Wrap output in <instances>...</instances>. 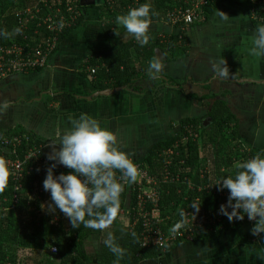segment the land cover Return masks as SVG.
<instances>
[{"label": "crops", "instance_id": "1", "mask_svg": "<svg viewBox=\"0 0 264 264\" xmlns=\"http://www.w3.org/2000/svg\"><path fill=\"white\" fill-rule=\"evenodd\" d=\"M254 4V0H223L209 16L191 25L169 26L149 17L148 35L160 45L154 47L153 55L131 57L141 73L138 79L129 86L105 90L95 86L89 71L97 69L89 63L112 58L130 41L139 44L131 37L125 39L122 26L100 18L96 6L64 36L44 69L0 79V132L20 130L38 147L48 167L54 162L47 157L53 148L59 149L53 145L58 143L56 129H70V120L84 113L116 135L119 150L145 164L154 144L177 135L181 120L195 119L205 128L208 110L201 99L222 95L233 116L231 130L238 135V146L252 157L264 155V56L249 54L259 25L251 16ZM106 26H111L115 38L105 35ZM153 59L162 65L156 78L148 73ZM221 71L226 75L221 76ZM211 154L200 148L202 162L206 158L210 164ZM54 171L72 170L57 164ZM253 226L180 244L142 264H264V233L253 236ZM27 256L32 255L20 252L17 260L22 263Z\"/></svg>", "mask_w": 264, "mask_h": 264}, {"label": "trees", "instance_id": "2", "mask_svg": "<svg viewBox=\"0 0 264 264\" xmlns=\"http://www.w3.org/2000/svg\"><path fill=\"white\" fill-rule=\"evenodd\" d=\"M109 1L116 2V0ZM221 1L223 0L209 1L203 9V15L209 16ZM256 1L254 0V2ZM120 2L115 3L111 10L107 0H98L99 17H103V19L106 17L105 22L107 21V23H116L115 18L118 15L127 13L126 2ZM151 3L153 4L147 0H139V6L147 4L151 12L155 13V15H151L150 12L152 22L159 21L166 11L173 8L172 0H151ZM90 7L95 6L82 7L80 4L73 6L68 0L67 7L66 0H46L45 2L42 0H0V33H4V35H0V46L9 47L15 44L23 45L29 49L33 44L38 43L40 36H35L31 31L35 26L34 23L20 30L19 34H15L14 30L19 28L17 14L20 12L29 10L33 13L34 9H37L36 16L45 18L49 14L56 13L58 9L60 14L67 18L68 23V27L58 37L60 43L66 34L75 30L82 23L86 16V9ZM74 13H77L78 17L71 21L70 17ZM258 24L261 25V23ZM109 27L106 26L104 33L108 38L113 39L116 34L111 32ZM39 31L43 32L44 28L40 27ZM150 33L154 32L151 30ZM149 40V43L143 47L134 46L130 41L125 43L112 58L92 60L89 65L97 69L93 75V82L95 86L98 85L97 89L105 90L109 87L129 86L134 79H138L141 73L139 69L135 68L134 60L131 57L146 56L147 53L153 55L154 47L160 45L159 40L155 36L151 39L149 37ZM131 51L135 53V56ZM208 100L211 102L207 103ZM201 102L202 106L208 110V125L202 128L201 123L195 119L181 120L177 135L169 140L154 144L144 160L151 173L159 174L161 164L167 160L164 157H159L160 153L177 146V150H174L168 159L170 174L178 173L181 178H187L198 187L207 185L212 174L219 181L224 177L236 174L237 165L241 163L239 159L244 155L240 154L237 147L240 142L236 131L231 130L233 116L222 95L202 98ZM188 125L196 126L199 140L191 141L186 137L184 128ZM21 136L22 132L18 129L0 132V138H6L9 142L15 137ZM33 144L37 146L38 143ZM199 148L210 151V154L212 152L210 171L207 170L203 173L201 179L198 174L201 168ZM232 159H235V165L232 163ZM207 160L203 159V163L205 164ZM39 172L40 170L37 169L24 179V189L19 193L18 203L15 206L10 200L12 185L9 176L3 190H0V264H22L23 262V264H142L144 261L163 257L180 244L189 243L177 240L164 249L152 245L143 246L142 223L140 219L136 220L133 212L136 206V195L129 194L125 189L120 195L118 216L108 229L101 232L85 228L83 225L79 228H72L68 218L59 209L54 212L48 211L51 197L50 193L44 189L39 193L44 180L38 177ZM62 172L64 171H54V174ZM158 188L163 191L159 203L160 218L165 220L168 217L165 224L160 225L163 232L167 229L172 230L177 224L185 223L186 218H182L180 215L182 210L191 212L189 218H191L192 224L193 222L201 223V228L191 242L207 241L212 237L247 225L244 219L232 222L227 219L215 224L216 213L219 212L220 206L227 204V200L221 199L215 192L201 190L199 193L188 192L185 194L187 191L183 186L176 187L174 185L158 186ZM178 189L180 190L179 194L177 193ZM194 199L198 200L197 206L200 205L198 212L193 208L186 209ZM54 216H56L55 221L53 220ZM211 222L213 223L210 224ZM108 232L112 233L115 242L125 250V255L118 261L103 244ZM132 233L135 235L133 236ZM51 247L56 249L55 254L49 252ZM20 252H27L32 256L30 258L27 256L21 263V260H17Z\"/></svg>", "mask_w": 264, "mask_h": 264}, {"label": "clouds", "instance_id": "3", "mask_svg": "<svg viewBox=\"0 0 264 264\" xmlns=\"http://www.w3.org/2000/svg\"><path fill=\"white\" fill-rule=\"evenodd\" d=\"M150 12L149 5L142 4L115 18L116 24L124 29L125 39L131 37L141 47L149 43ZM151 15L155 13L151 12ZM14 31L19 34L20 29ZM249 54L264 56V24L255 29ZM221 65L226 68L223 61ZM161 71L159 60L149 61L148 73L152 78H156ZM219 74L225 76L226 71ZM70 123L68 130L61 132L59 128L56 129L58 143L53 145H59V149L53 148L47 157L54 162L46 169L43 180V188L51 197L48 211L59 209L68 218L72 228L83 225L103 232L119 212L123 185L118 182L115 173L118 171L120 179L127 183H134L138 168L127 153L119 150L116 135L101 127L94 118L82 113L78 118L71 119ZM57 164L72 171L54 175ZM237 169L234 176L224 177L219 183L213 184L229 192L227 204L220 206L219 214L227 217L229 222L243 220L246 215L250 221H255L251 234L256 236L264 233V155L258 154L239 163ZM7 177V169L0 161V190H3ZM190 207L198 212L200 205L192 204ZM180 215L183 218L184 212L181 211ZM103 244L117 261L125 255V250L115 242L111 232L107 233Z\"/></svg>", "mask_w": 264, "mask_h": 264}, {"label": "built area", "instance_id": "4", "mask_svg": "<svg viewBox=\"0 0 264 264\" xmlns=\"http://www.w3.org/2000/svg\"><path fill=\"white\" fill-rule=\"evenodd\" d=\"M46 0H42L45 2ZM73 6H77L79 0H68ZM110 8L114 7L117 2H126V10L139 7V0H116V2H110L107 0ZM150 4L151 0H147ZM211 0H172L173 8L167 11L164 15V23L169 26L177 24L191 25L195 22L202 20L203 9L207 3ZM120 2V3H121ZM119 4V3H118ZM69 5V4H68ZM67 7V0H66ZM35 11V12H34ZM33 13L29 10L20 12L17 14V24L20 30H23L29 24H35L31 30L32 34L39 37L38 43L26 49L23 45L12 44L9 47L0 46V79L10 74H27L32 71L44 69L48 63L50 56L56 50L59 42L58 37L63 30L68 27L67 18L62 16L59 10L56 13L47 15L45 18H38L36 14L37 9H34ZM252 20L261 24H264V0H257L251 11ZM78 17L77 13L72 14L71 21H74ZM43 27L44 31H39V28ZM38 28V29H35ZM22 35V34H21ZM20 35V36H21ZM25 38V37H24ZM94 74V70L89 71ZM184 134L191 141L199 140V132L194 125H188L184 128ZM200 147V146H199ZM240 152L244 155L242 161L252 158L250 152L242 145L238 146ZM200 149V148H199ZM177 150V146L174 149H168L162 151L159 157H164L161 164V172L159 174L151 173L147 165L140 162H133L138 168L137 180L134 183H127L125 180L120 179V173H115L118 182L123 185V189L127 190L129 194L136 195V206L133 209L136 220L140 219L143 227L142 231V245H152L160 249H164L169 244L176 242L177 240H184L191 242L197 235L198 230L201 228L200 222L191 223L189 218L191 216L190 211L182 210L184 212L183 218H186L185 223H181L180 227H175L172 230L167 229L163 232L160 229V225L165 224L168 217L163 220L159 214V203L162 195V189L159 190L158 186L174 185L176 187L183 186L188 192L199 193L201 190L211 191L218 194L221 199L227 200L229 192L227 189H219L217 184L220 181L210 176V182L207 185L198 187L193 184L187 178H181L178 173L170 172V161L168 160L170 154ZM177 156V153L175 154ZM200 158V179L203 177V173L209 170V161L205 164ZM0 161H3L5 168L7 169L8 176L10 177L12 192L11 201L15 206L18 203V195L23 191L24 179L33 174L37 169L40 170L38 177L45 179L46 176V163L41 158L39 149L30 144L27 137H15L12 141H8L6 138H0ZM205 166V167H204ZM68 173V172H62ZM56 173L54 175H59ZM162 188V187H161ZM43 185L41 186L39 193H41ZM180 193V190H177ZM186 201V198L184 199ZM192 204H198V200H192ZM187 206V210L192 208ZM231 211V209H228ZM55 221V218H53ZM227 220V217L216 213L215 224L221 223V221ZM244 220L247 225L252 226L255 221H250L245 215ZM211 222L210 224H212ZM209 231V230H208ZM49 252L56 253V249L51 247Z\"/></svg>", "mask_w": 264, "mask_h": 264}, {"label": "water", "instance_id": "5", "mask_svg": "<svg viewBox=\"0 0 264 264\" xmlns=\"http://www.w3.org/2000/svg\"><path fill=\"white\" fill-rule=\"evenodd\" d=\"M98 0H79L80 6H92L97 4Z\"/></svg>", "mask_w": 264, "mask_h": 264}, {"label": "rangeland", "instance_id": "6", "mask_svg": "<svg viewBox=\"0 0 264 264\" xmlns=\"http://www.w3.org/2000/svg\"><path fill=\"white\" fill-rule=\"evenodd\" d=\"M94 6H95V7H90V8H87L86 10H87L88 12H91V11H93V9L96 8V6H98V5L95 4Z\"/></svg>", "mask_w": 264, "mask_h": 264}]
</instances>
